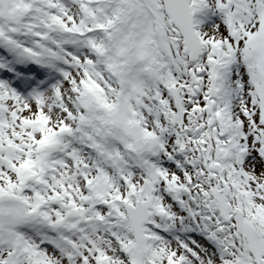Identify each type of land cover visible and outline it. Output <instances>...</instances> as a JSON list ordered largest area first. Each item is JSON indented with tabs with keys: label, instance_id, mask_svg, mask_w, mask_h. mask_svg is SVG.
Wrapping results in <instances>:
<instances>
[{
	"label": "snow or ice",
	"instance_id": "obj_1",
	"mask_svg": "<svg viewBox=\"0 0 264 264\" xmlns=\"http://www.w3.org/2000/svg\"><path fill=\"white\" fill-rule=\"evenodd\" d=\"M0 264H264V0H0Z\"/></svg>",
	"mask_w": 264,
	"mask_h": 264
}]
</instances>
